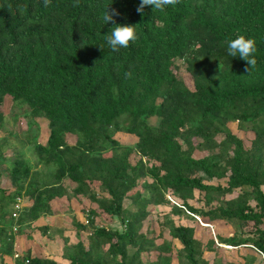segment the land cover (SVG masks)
Segmentation results:
<instances>
[{
  "label": "trees",
  "instance_id": "1",
  "mask_svg": "<svg viewBox=\"0 0 264 264\" xmlns=\"http://www.w3.org/2000/svg\"><path fill=\"white\" fill-rule=\"evenodd\" d=\"M139 3L0 0V102L25 104L48 127L43 143L36 133L26 139L32 162L17 149L6 157L0 136V178L9 182L0 184V255L11 252L15 231L65 197L82 212L81 198L88 200L86 222L71 218L76 240L61 235L67 264H253L252 253L223 262L221 243L250 246L264 264V0H179L163 13L145 6L143 15ZM106 8L119 12L108 23ZM126 24H137V40L111 50L105 37ZM238 35L256 41L257 64L248 72L246 61L227 54ZM231 121L251 132L248 145ZM115 132L135 140L120 143ZM17 196L29 202L13 218ZM157 205L168 208L154 234L142 221ZM101 214L120 225L97 224ZM197 217L234 227L203 240L193 223L180 222ZM164 227L178 247L156 241ZM21 264L56 261L25 251Z\"/></svg>",
  "mask_w": 264,
  "mask_h": 264
},
{
  "label": "rangeland",
  "instance_id": "2",
  "mask_svg": "<svg viewBox=\"0 0 264 264\" xmlns=\"http://www.w3.org/2000/svg\"><path fill=\"white\" fill-rule=\"evenodd\" d=\"M176 62L178 64L182 65L181 59H177ZM182 75L185 81L190 83V77L188 76L187 72L185 70L182 71ZM25 104H19L18 106L12 104V101L8 96H5L2 101L0 102V113L2 114L1 119V125H0V136H3L6 138V141L2 144V152L6 157H10L14 151L20 150L24 157L32 162L35 154L33 152L32 146L30 142H27L26 139L29 137V133H36V140L43 143L45 141L46 135L48 133V127H47V120L46 118L39 116V117H30L27 113ZM35 122V123H34ZM150 122L155 124L157 122V119L155 117L150 118ZM227 125L231 129L232 132H234L236 135H238L240 138H242V141L244 145L249 144V140L252 136L250 131H243L237 128L236 122L231 121L228 122ZM120 143H127L131 144L135 140V136L131 134H127L124 132H115L113 135ZM67 139H70V136L67 137ZM203 152L195 151L193 154L195 156L201 155ZM130 160H133L132 156ZM0 184L6 188H8L9 182L7 179V176L5 174L1 175L0 178ZM26 197L24 196V199ZM28 201V199L26 198ZM82 204H83V211H87L88 207V200L85 198H81ZM21 202L23 203V197H21ZM29 202V201H28ZM27 202V203H28ZM122 204L125 209H133V205L130 203L129 199L125 198L122 201ZM168 208L167 205H157L153 207L151 213H149L146 218L142 221V229H150L152 233L157 234L159 231V225L157 223L158 218L160 215H162L163 212L166 211ZM55 210L57 212L63 211L62 215L64 216L63 222L66 229H70L71 231H68L71 234V237L74 239V235L72 233V230H74V227L71 223L72 216L76 215L80 220L84 222L85 213L79 210V205L76 203L74 199H71L70 202H67V199L65 197H61L56 200L55 202ZM172 218L176 222L179 221V218H177V215H172ZM197 219V222L193 221H187L186 219L182 218L180 222L182 223H193L194 224V235L197 236L200 239H205L208 235H213L214 233L220 232L222 234H230L233 229V222H225V221H217L213 224H208L203 221H201L200 217L194 218ZM118 218H111L109 216H106L105 214L98 215L95 219V222L97 224L102 225H115L119 226L120 223L118 222ZM206 225V226H202ZM250 224H245L243 226V230H246L249 228ZM66 233V232H65ZM76 236V234H75ZM69 238V237H68ZM162 238L171 239L167 232V228L164 227L160 231V233L157 235L156 241H161ZM70 241V240H69ZM172 244L175 247H178L180 244L176 239H171ZM62 243V242H61ZM221 247L223 250V262L227 263V261H235V262H241L243 260V256L249 253H252L255 255V259L253 261V264H258L259 259L262 257L259 252H257L255 249H253L250 246L240 245L238 247L230 246L228 244H222ZM213 253L212 252H204V256L211 260ZM150 258H154L153 252H150ZM173 263H175V260L173 259Z\"/></svg>",
  "mask_w": 264,
  "mask_h": 264
},
{
  "label": "crops",
  "instance_id": "3",
  "mask_svg": "<svg viewBox=\"0 0 264 264\" xmlns=\"http://www.w3.org/2000/svg\"><path fill=\"white\" fill-rule=\"evenodd\" d=\"M57 199L59 198L51 202L52 212L50 214L40 215L30 223V226H22L20 231H15L11 252L0 255V264H21L25 251H29L31 255L51 257L56 261V264H67V259L61 256V235L69 237L70 242H74L76 236L75 231L72 230L73 239L68 232L71 230L66 229V223L63 222L64 216H60L63 211L57 212L55 210ZM27 202L23 196V206L27 205ZM14 253H18V258L13 257Z\"/></svg>",
  "mask_w": 264,
  "mask_h": 264
},
{
  "label": "clouds",
  "instance_id": "4",
  "mask_svg": "<svg viewBox=\"0 0 264 264\" xmlns=\"http://www.w3.org/2000/svg\"><path fill=\"white\" fill-rule=\"evenodd\" d=\"M47 5L50 0H44ZM179 0H140L136 11L143 15L145 6H151L153 10L164 12L167 6L176 5ZM114 15H119L116 9H112L109 12L106 8L102 20L104 23H108L113 20ZM163 27L162 24L158 25ZM137 24L115 25L112 28L111 34L105 37L107 45L113 51H118L120 48H127L130 42L137 40ZM257 51L256 41L252 37H246L245 35H238L234 39H231L227 43V54L230 57L239 56L242 60L246 61V72L250 68L255 67L257 60L255 53ZM219 67V65H218ZM131 71L125 72V78H131Z\"/></svg>",
  "mask_w": 264,
  "mask_h": 264
},
{
  "label": "built area",
  "instance_id": "5",
  "mask_svg": "<svg viewBox=\"0 0 264 264\" xmlns=\"http://www.w3.org/2000/svg\"><path fill=\"white\" fill-rule=\"evenodd\" d=\"M170 200L171 201H174L172 198H170ZM22 206H23V203L21 202V197L20 196H17L15 198V200L13 201V203H12L11 216L13 218H16L17 217V215L19 213V210L22 208ZM84 222H86V217H84ZM16 228H17V224L16 223H13L12 226H11V231H15ZM18 256H19L18 253H14L13 254V257H15V258H18ZM23 260H24V262H26L27 261V258H24ZM13 264H16V263H13Z\"/></svg>",
  "mask_w": 264,
  "mask_h": 264
}]
</instances>
